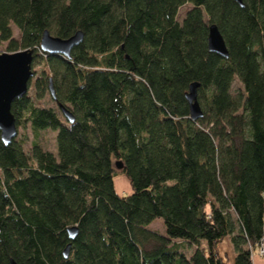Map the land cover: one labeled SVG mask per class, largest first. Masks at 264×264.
Returning a JSON list of instances; mask_svg holds the SVG:
<instances>
[{"label":"trees","instance_id":"1","mask_svg":"<svg viewBox=\"0 0 264 264\" xmlns=\"http://www.w3.org/2000/svg\"><path fill=\"white\" fill-rule=\"evenodd\" d=\"M240 1L0 0V43L35 53V100L48 94L75 121L27 95L11 105L18 130L56 133L55 153L36 141L25 152L26 136L0 140V264H226L224 240L230 264L253 263L264 234V0ZM212 25L226 59L208 49ZM44 32L82 42L69 57L43 53ZM116 162L128 194L115 188ZM157 220L164 234L149 228Z\"/></svg>","mask_w":264,"mask_h":264},{"label":"water","instance_id":"2","mask_svg":"<svg viewBox=\"0 0 264 264\" xmlns=\"http://www.w3.org/2000/svg\"><path fill=\"white\" fill-rule=\"evenodd\" d=\"M234 1L241 5L240 0ZM209 28V40H207L208 49L210 52L212 51V53L226 59L228 57V51L226 50L224 40L218 31L219 29L214 25ZM40 42L39 48L43 53L69 57L71 56V50L82 42V34L77 32V34L69 38V40H62L50 36L48 32H44ZM34 54L33 50L28 49L11 54L0 55V140H2L1 142L4 145H9L17 134L15 119L11 113V105L16 100L24 98L28 93L30 81L34 77L32 72ZM52 88L51 84H49V93L51 97H54ZM197 89V84H191L188 94L185 95L187 103L190 105L189 114L192 121H197L203 117L197 101ZM59 109L69 124L75 122L69 110H65L63 106H59ZM115 167L119 170L123 169L121 162H116ZM76 233V229L69 232L71 240L74 239ZM68 248L69 247L66 248L64 253L65 258L68 255ZM11 262V264H16L13 261Z\"/></svg>","mask_w":264,"mask_h":264},{"label":"rangeland","instance_id":"3","mask_svg":"<svg viewBox=\"0 0 264 264\" xmlns=\"http://www.w3.org/2000/svg\"><path fill=\"white\" fill-rule=\"evenodd\" d=\"M192 8V5H186V6H183L178 15V21L181 22L182 19L185 17V14ZM11 29L13 30L12 31V35H13V39L14 40H19V33L17 30V28L15 26H11ZM1 54H11V52H8L7 50V43H0V55ZM35 72L37 73V75L39 74L40 70L39 69H35ZM33 81L29 84V89H28V93H27V96L30 97L29 99H31L32 102H34L35 106L38 107V108H50V109H54L56 111V113L59 115V117H61L62 119V116H61V113L59 112L60 110H58L56 104L51 100L52 98H50V96L48 94L45 95V99H42V100H35V93L33 91ZM233 91H237V90H241L242 91V85L239 84V82L237 80H235L233 82ZM65 120H64V124H65ZM16 136H17V139H22L23 136H26L28 138V143L24 145V151L27 152V153H30L29 150H30V144L33 142V141H36V142H39V144L41 145V147L46 150V151H49L51 153H55V135L56 133L53 132V131H44V132H39L38 135H37V138H35V135L32 133V131L30 130L29 127H27V129H23V128H19V130L16 128ZM115 172H116V179L114 180V184H115V188L119 190V193H121L122 195L123 194H128L130 192V187H129V184H128V181L127 179H125V177L121 174L120 170L119 169H116L115 168ZM164 225L162 224V221L161 220H157L155 221L153 224H151L149 226V228L152 230V231H155L159 234H164L165 233V230H164ZM226 241V240H225ZM264 241V240H263ZM222 245V243H221ZM263 246V249H264V242L261 244ZM201 247L202 249L206 247V243L205 242H201ZM188 249V248H187ZM187 249H184L185 252H188ZM190 251V250H189ZM254 257L252 260H254L255 258L259 257H264L263 256H260L258 255L260 252H259V247L255 248L254 250ZM226 264H228L226 262Z\"/></svg>","mask_w":264,"mask_h":264},{"label":"crops","instance_id":"4","mask_svg":"<svg viewBox=\"0 0 264 264\" xmlns=\"http://www.w3.org/2000/svg\"><path fill=\"white\" fill-rule=\"evenodd\" d=\"M117 192L118 194L122 195L121 193H119L118 189H117ZM263 240H264V234H263ZM218 250H220L219 251L220 256L223 258L225 262H227L228 264L233 262V259L235 257V253H234L235 250H233L228 240L226 241L224 240L222 242V245L220 244L218 246ZM252 262H253L252 264H264V257H261V258L257 257L254 260H252Z\"/></svg>","mask_w":264,"mask_h":264},{"label":"built area","instance_id":"5","mask_svg":"<svg viewBox=\"0 0 264 264\" xmlns=\"http://www.w3.org/2000/svg\"><path fill=\"white\" fill-rule=\"evenodd\" d=\"M264 241L262 240V242L260 243V245L258 246L259 247V254L258 255H260V256H263L264 255V249H263V246L261 245L262 243H263ZM257 247V248H258ZM252 252H251V259H253V257H254V251L253 250H251Z\"/></svg>","mask_w":264,"mask_h":264}]
</instances>
